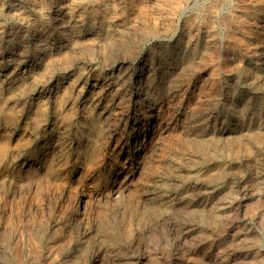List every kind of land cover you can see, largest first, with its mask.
Returning <instances> with one entry per match:
<instances>
[{
    "label": "rangeland",
    "instance_id": "1",
    "mask_svg": "<svg viewBox=\"0 0 264 264\" xmlns=\"http://www.w3.org/2000/svg\"><path fill=\"white\" fill-rule=\"evenodd\" d=\"M67 1L0 0V264H264V0Z\"/></svg>",
    "mask_w": 264,
    "mask_h": 264
},
{
    "label": "bare ground",
    "instance_id": "2",
    "mask_svg": "<svg viewBox=\"0 0 264 264\" xmlns=\"http://www.w3.org/2000/svg\"><path fill=\"white\" fill-rule=\"evenodd\" d=\"M69 1V0H68ZM67 1V2H68ZM47 3V2H46ZM54 5H57L58 7H61L63 4L62 0H54ZM109 3V2H108ZM106 1L104 0H70V5L71 7L68 5V7H62L59 11L61 13L63 12H67L66 13V16L70 15L71 14V11H72V8L73 9H78V11H87V10H97L102 16L101 18L105 19V20H110L112 15L109 11V4H108ZM113 3V2H112ZM66 4V3H65ZM129 4V3H127ZM67 5V4H66ZM113 6V5H111ZM124 5L122 4V7ZM134 6V4H133ZM176 6V5H175ZM164 7V6H162ZM45 8V7H44ZM49 8V7H48ZM54 8V7H53ZM56 8V6H55ZM112 8V7H111ZM127 8V7H126ZM137 8V7H136ZM76 9V10H77ZM122 9V8H121ZM131 9V8H130ZM142 9V8H141ZM74 10V11H76ZM120 10V9H119ZM129 10V9H128ZM55 11V10H54ZM77 11V12H78ZM121 11V10H120ZM96 13V11H95ZM132 14L133 13H136V12H131ZM55 14V13H54ZM28 15V14H27ZM143 15V14H142ZM166 15V14H165ZM34 16V18L32 20L34 21H39V22H42L45 20L44 16L42 14H38L36 13L35 15H32ZM88 16V15H87ZM96 16V15H95ZM131 16V15H130ZM136 16V15H135ZM140 16V14H139ZM138 16V17H139ZM22 17V16H21ZM70 20H73L72 16H68ZM145 17V16H143ZM154 17V16H153ZM163 17V16H162ZM165 17V16H164ZM237 17V16H235ZM239 17V16H238ZM31 18V17H30ZM132 18V17H131ZM137 17H135V20H136ZM166 18V17H165ZM29 19V18H27ZM60 19V18H58ZM76 19V18H74ZM96 19V17L94 18ZM61 20V19H60ZM63 20V19H62ZM67 20V19H66ZM158 20V19H157ZM27 21V20H26ZM33 21V22H34ZM59 21V20H58ZM98 21V20H97ZM117 21V20H116ZM134 21V20H133ZM71 22V21H70ZM87 22V21H86ZM102 22V21H101ZM137 22V21H135ZM156 22V21H155ZM162 22V21H161ZM213 22V21H212ZM68 23V21H67ZM73 23V22H72ZM106 23V22H105ZM134 23V22H133ZM33 24V23H32ZM78 24V23H77ZM123 24V23H122ZM210 24V23H209ZM212 24V23H211ZM210 24V25H211ZM39 25V24H38ZM81 25V24H80ZM86 25V24H85ZM112 25V24H110ZM130 25V23H129ZM41 26V25H40ZM69 26V25H68ZM98 26V24H97ZM103 26V25H102ZM117 26V25H116ZM42 27V26H41ZM67 27V26H66ZM78 27V26H77ZM122 27V25H121ZM131 27V26H130ZM35 28V27H34ZM37 28V27H36ZM79 28V27H78ZM116 28V27H115ZM120 29V28H119ZM42 30V29H41ZM70 30V29H69ZM43 31V30H42ZM77 31V29H76ZM111 31V30H109ZM110 33V32H109ZM2 34V33H0ZM40 34V32L38 33ZM98 35V34H97ZM102 38V37H101ZM113 40V39H111ZM116 40V39H115ZM107 41V40H106ZM15 65V64H14ZM20 65V63H19ZM18 65V66H19ZM213 67V66H212ZM143 70L141 72V75H138L137 76V79L138 78H141L143 76ZM140 82V81H139ZM88 84V83H87ZM142 85V83H141ZM142 87V86H141ZM82 90V89H81ZM142 90V89H141ZM140 90V92H141ZM4 92V91H3ZM51 93V92H50ZM3 95V94H2ZM65 95H67V93H65ZM104 95V94H103ZM146 95H149V94H146ZM54 96V95H53ZM12 97V96H11ZM52 97V96H51ZM50 98V97H49ZM61 98V97H60ZM59 97L57 98L56 100V114H60V112L62 111V106H61V99ZM42 99V98H41ZM46 99V98H45ZM91 99V98H90ZM96 99V98H95ZM101 99V98H100ZM146 99V98H145ZM1 100V99H0ZM3 100V99H2ZM5 101V100H4ZM74 101V100H73ZM148 101V100H147ZM50 102V101H49ZM149 102V101H148ZM90 103V102H89ZM71 104V103H70ZM19 105V104H18ZM17 105V106H18ZM34 106V105H33ZM73 106V105H72ZM158 106V105H157ZM162 106V105H161ZM2 107V106H0ZM164 107V106H163ZM5 108V107H4ZM41 108V112L39 114V117L42 118L45 116L46 112H47V108H48V101H44V102H40V104L37 105V109ZM9 109V108H8ZM161 109V108H160ZM5 110V109H4ZM12 110V109H11ZM16 110V109H15ZM162 111V110H161ZM11 112V111H10ZM106 112V111H105ZM158 112V111H157ZM1 113V111H0ZM9 113V112H8ZM63 113V112H62ZM98 113V112H97ZM3 114V113H2ZM1 114V115H2ZM56 116V115H55ZM97 115L96 114H92L90 117V121L89 123L92 124L91 126H95L96 123L94 122L95 120V117ZM103 116V115H102ZM148 116V115H147ZM1 117V116H0ZM58 117V115H57ZM103 118V117H102ZM2 119V118H1ZM98 119V117H97ZM128 125H127V130H130L131 131V136H130V143L134 144L136 148V152H135V155H136V159H139V160H142L144 159L150 152L154 151L156 146L158 145V142H159V139L161 138V136L163 135V126H162V123L164 122L161 115L159 113H152V115L147 119L146 123H145V128H144V131H141V128H140V121L136 115L131 116L128 118ZM15 121V120H14ZM163 121V122H162ZM13 123V122H12ZM12 123L11 122H6L5 124L7 125V127L9 128V126H12ZM127 123V122H126ZM16 125V124H15ZM31 125V124H30ZM169 125V124H168ZM4 126V125H2ZM167 126V125H165ZM178 126V125H177ZM54 127V126H53ZM11 128V127H10ZM94 128V127H93ZM59 129V128H58ZM125 129V128H124ZM168 129V128H167ZM166 130V129H165ZM164 130V131H165ZM169 130V129H168ZM4 131V130H3ZM55 131V130H54ZM227 131V130H226ZM6 132V131H5ZM127 132V131H126ZM56 133V132H55ZM44 134V133H43ZM30 135V134H29ZM124 135V134H123ZM127 136V135H126ZM6 139L4 135L1 134L0 132V165L1 163L5 160V158L8 156V152H9V145H10V141L6 142ZM121 139V138H120ZM127 139V138H126ZM143 141H142V140ZM117 142V141H116ZM125 142V141H124ZM51 143V142H50ZM119 144V143H118ZM49 146V145H48ZM125 146V145H124ZM49 148V147H48ZM44 149V148H43ZM123 149V148H122ZM53 150V149H52ZM158 150V149H157ZM12 151V150H11ZM108 152V150L106 151ZM155 153V152H154ZM11 155V154H10ZM15 155V154H14ZM42 156V155H41ZM98 154H96L95 156L93 155L89 161L87 162V166H86V169H85V172H84V177L85 178H90L91 177V174L97 169V167H99L102 163H103V160L101 158H98L97 157ZM156 156V155H155ZM108 157V156H107ZM86 159V158H85ZM129 159V158H128ZM20 162V161H19ZM40 162V161H39ZM85 162V161H84ZM106 162V161H105ZM21 163V162H20ZM19 164V163H18ZM113 164V163H112ZM132 164V163H131ZM9 165V164H8ZM128 165V164H127ZM26 166V165H25ZM50 167V166H49ZM102 167V166H101ZM124 167V166H123ZM137 167V166H136ZM139 168V167H138ZM114 169V168H113ZM38 170V169H37ZM81 170V169H80ZM116 170V169H115ZM125 170V169H124ZM134 170V169H133ZM75 171V170H74ZM73 171V173H74ZM109 171V170H108ZM111 171V170H110ZM131 171V170H130ZM126 172V171H125ZM123 173V170H120L119 173H115L112 175V180H114L113 182V185L110 186L108 188V193L107 195L110 196V198L113 197V199H115L116 201L117 200H121V198H123L125 196V193L126 191L128 190V188L130 187L129 185V179H121V174ZM79 174V173H78ZM103 174V173H102ZM127 174V173H126ZM98 175V174H97ZM133 175V174H132ZM1 176V175H0ZM11 176V175H10ZM108 177V176H106ZM134 177V176H133ZM8 178V177H7ZM18 178V177H17ZM77 178V177H76ZM75 179V178H74ZM120 179L122 180L120 182ZM13 180V179H12ZM49 181V180H48ZM11 182V181H10ZM91 182V181H90ZM15 183V182H14ZM132 183V182H131ZM16 184V183H15ZM129 186V187H128ZM131 190V188L129 189ZM128 192V191H127ZM85 193V192H84ZM89 193V192H88ZM101 193V192H100ZM82 194V193H81ZM87 195V194H85ZM84 195V196H85ZM78 196H79V193H78ZM102 196V195H101ZM88 198V197H87ZM99 198V197H98ZM76 201H77V198H76ZM75 205V203H73ZM86 205V204H84ZM89 206V205H88ZM85 207V206H83ZM72 208V207H71ZM70 209V208H69ZM74 209V208H73ZM71 210V209H70ZM85 210V209H84ZM81 211V210H80ZM73 212V211H72ZM87 212V211H86ZM79 213V212H78ZM76 214V213H75ZM71 215V214H69ZM74 216V215H73ZM83 216V215H82ZM77 218V217H75ZM72 219V218H71ZM70 224V222H69ZM77 228V227H76ZM73 229H74V225H73ZM57 233V231H56ZM55 234V233H54ZM32 238V237H31ZM36 239V238H35ZM28 240V239H27ZM26 243V242H25ZM29 244H35V241L34 239H31V241L29 242Z\"/></svg>",
    "mask_w": 264,
    "mask_h": 264
}]
</instances>
